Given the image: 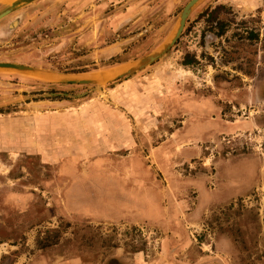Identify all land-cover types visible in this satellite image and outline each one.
<instances>
[{
  "label": "rangeland",
  "instance_id": "rangeland-1",
  "mask_svg": "<svg viewBox=\"0 0 264 264\" xmlns=\"http://www.w3.org/2000/svg\"><path fill=\"white\" fill-rule=\"evenodd\" d=\"M188 1L36 0L0 20V63L95 81L0 69V264H264V0H200L113 80Z\"/></svg>",
  "mask_w": 264,
  "mask_h": 264
},
{
  "label": "water",
  "instance_id": "water-1",
  "mask_svg": "<svg viewBox=\"0 0 264 264\" xmlns=\"http://www.w3.org/2000/svg\"><path fill=\"white\" fill-rule=\"evenodd\" d=\"M34 1H36V0H14L12 3L7 4V5L0 4V7H2L0 9V20L5 18L6 16L10 15L11 13L15 12L17 9H19L23 6H26V5L34 2ZM199 1L200 0H189L185 4V6L182 8V10L180 11V13L178 15L176 26L174 28V31H173L172 36L170 37L169 41L164 43L159 50L154 51V52L150 53L149 55H147V56H145V57H143L137 61H134L130 66L119 71V73L113 77V80L117 79L119 77L125 76V75H129V74L147 66L148 64L155 61L162 54H164V52L167 49H169V47L178 38L179 34L181 33V31L183 29L186 17L188 16V14L191 11V9L193 8V6H195V4ZM0 69H2V70H13V71L20 72V73H29V74H32V75L37 76L39 78H42V79L45 77L55 78L54 81H49L52 83H66V84L95 83V81H93V80L83 78V77H79L76 75L56 74V73L46 72V71L39 70L36 68H32V67H28V66H24V65H17V64H13V63H0Z\"/></svg>",
  "mask_w": 264,
  "mask_h": 264
},
{
  "label": "trees",
  "instance_id": "trees-1",
  "mask_svg": "<svg viewBox=\"0 0 264 264\" xmlns=\"http://www.w3.org/2000/svg\"><path fill=\"white\" fill-rule=\"evenodd\" d=\"M223 9H224L223 6L217 5L213 9L205 12L206 23L209 25V28L216 30L217 36H222L225 33V30L227 28V22L218 18L219 12ZM241 38L246 39L248 41L257 40L258 33L255 31L249 30V31H246ZM196 63L197 61L194 59V57L187 55V54L183 56V59L181 62L183 66H188V65L196 64ZM231 208H232L231 205H229L227 208H225L224 211H221V212L223 214H226ZM221 232H229L230 235L234 236V241H238V238H239L238 231H221ZM44 246H45L44 244L41 245V247H44Z\"/></svg>",
  "mask_w": 264,
  "mask_h": 264
},
{
  "label": "bare ground",
  "instance_id": "bare-ground-1",
  "mask_svg": "<svg viewBox=\"0 0 264 264\" xmlns=\"http://www.w3.org/2000/svg\"><path fill=\"white\" fill-rule=\"evenodd\" d=\"M14 0H1L0 3H3V5H7V4H10L12 3ZM125 69V68H123ZM43 80H46V81H54L55 78H52V77H45L43 78Z\"/></svg>",
  "mask_w": 264,
  "mask_h": 264
},
{
  "label": "crops",
  "instance_id": "crops-1",
  "mask_svg": "<svg viewBox=\"0 0 264 264\" xmlns=\"http://www.w3.org/2000/svg\"><path fill=\"white\" fill-rule=\"evenodd\" d=\"M1 1V0H0ZM0 4H3V3H0ZM195 58V57H194Z\"/></svg>",
  "mask_w": 264,
  "mask_h": 264
}]
</instances>
